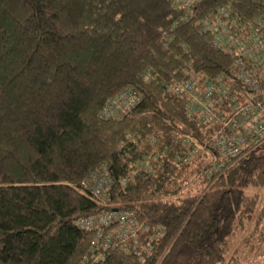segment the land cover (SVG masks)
<instances>
[{
	"label": "trees",
	"instance_id": "trees-1",
	"mask_svg": "<svg viewBox=\"0 0 264 264\" xmlns=\"http://www.w3.org/2000/svg\"><path fill=\"white\" fill-rule=\"evenodd\" d=\"M224 5L241 20H264V0H198L191 9L172 0H0V264H264V138L209 176L217 151L207 140L218 124L188 92L168 90L205 73L229 87L212 92L216 111L250 97L230 71L229 48L201 24ZM123 88L139 99L106 115ZM103 164L112 183L98 196L84 181ZM125 208L142 224L137 240L92 261L101 249L78 219Z\"/></svg>",
	"mask_w": 264,
	"mask_h": 264
},
{
	"label": "built area",
	"instance_id": "built-area-1",
	"mask_svg": "<svg viewBox=\"0 0 264 264\" xmlns=\"http://www.w3.org/2000/svg\"><path fill=\"white\" fill-rule=\"evenodd\" d=\"M198 0H172L176 7L191 9ZM202 27L213 34L214 43L228 47L232 61L230 71L240 79L250 91V97L244 101L232 103L230 111L222 114L213 108L212 92L227 93L229 87L223 75L210 77L190 73L173 80L168 90L171 93L188 92V103L196 102L205 109L203 119L216 121L207 145L214 147L215 153L211 164L204 172L212 175L219 172L228 162L244 153L247 144H253L264 138V20H241L229 6L218 7L211 16L201 21ZM139 99L129 88H123L110 98L103 112L106 115L116 114L127 109ZM217 103L219 99L215 98ZM189 145V144H188ZM196 150V149H195ZM191 156V154H189ZM98 196L106 195L111 187L112 178L105 167L99 165L84 181ZM133 209H108L84 215L78 223L87 230L94 231L91 242L101 250L91 253V260H98L108 246H114L133 237L137 240L141 222Z\"/></svg>",
	"mask_w": 264,
	"mask_h": 264
},
{
	"label": "rangeland",
	"instance_id": "rangeland-1",
	"mask_svg": "<svg viewBox=\"0 0 264 264\" xmlns=\"http://www.w3.org/2000/svg\"><path fill=\"white\" fill-rule=\"evenodd\" d=\"M212 132H213V131H212ZM212 132H211V133H212ZM255 188H256V187H255ZM250 189H253V188H250ZM256 189H257V188H256ZM258 191H259V193H260L262 199H264V187H261V188L258 187Z\"/></svg>",
	"mask_w": 264,
	"mask_h": 264
}]
</instances>
